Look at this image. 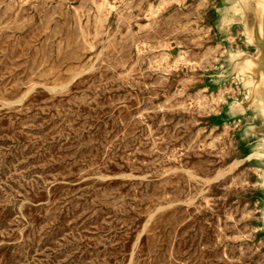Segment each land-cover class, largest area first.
<instances>
[{
  "label": "rangeland",
  "instance_id": "1",
  "mask_svg": "<svg viewBox=\"0 0 264 264\" xmlns=\"http://www.w3.org/2000/svg\"><path fill=\"white\" fill-rule=\"evenodd\" d=\"M259 4L0 0V264H264Z\"/></svg>",
  "mask_w": 264,
  "mask_h": 264
},
{
  "label": "crops",
  "instance_id": "2",
  "mask_svg": "<svg viewBox=\"0 0 264 264\" xmlns=\"http://www.w3.org/2000/svg\"><path fill=\"white\" fill-rule=\"evenodd\" d=\"M258 59V55H256V61ZM264 70L256 63V93L258 89L262 90L260 92L262 96V102L258 104L256 98V173L258 176L264 177V78H263Z\"/></svg>",
  "mask_w": 264,
  "mask_h": 264
},
{
  "label": "bare ground",
  "instance_id": "3",
  "mask_svg": "<svg viewBox=\"0 0 264 264\" xmlns=\"http://www.w3.org/2000/svg\"><path fill=\"white\" fill-rule=\"evenodd\" d=\"M255 1V0H254ZM261 2V0H256V5H260L259 3ZM263 12L259 10V14H262ZM258 14V9L256 7V15ZM251 36L256 39V41L261 40V36L258 34L257 28L254 27L253 30L251 31ZM262 55L264 56V49L262 52ZM254 157H256V152L253 154Z\"/></svg>",
  "mask_w": 264,
  "mask_h": 264
}]
</instances>
